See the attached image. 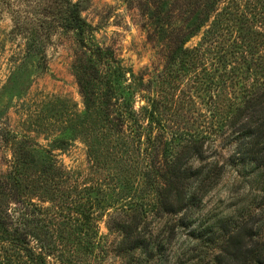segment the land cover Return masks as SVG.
I'll use <instances>...</instances> for the list:
<instances>
[{
	"label": "trees",
	"instance_id": "1",
	"mask_svg": "<svg viewBox=\"0 0 264 264\" xmlns=\"http://www.w3.org/2000/svg\"><path fill=\"white\" fill-rule=\"evenodd\" d=\"M5 1L12 33L26 38L23 66L35 58L47 71L51 38L73 33L83 108L46 99L47 143L17 140L0 174V264L99 262L104 217L117 235L105 247L117 259L109 264H170L174 249L184 264H264V215L256 214L264 204V0L141 1L149 38L165 46L164 74L172 90L184 86L182 96L150 90L98 43L79 0ZM76 140L87 148L84 176L55 153ZM230 171L240 191L233 205L203 212Z\"/></svg>",
	"mask_w": 264,
	"mask_h": 264
},
{
	"label": "rangeland",
	"instance_id": "2",
	"mask_svg": "<svg viewBox=\"0 0 264 264\" xmlns=\"http://www.w3.org/2000/svg\"><path fill=\"white\" fill-rule=\"evenodd\" d=\"M79 1L82 15L93 25L98 43L112 48L124 66L142 75L147 83L150 81L148 87L150 90L165 89L166 94L177 90L176 92L182 96L184 86L172 90L176 86L174 80L164 74L165 46L149 38V19L140 9L142 0ZM25 6L22 5L23 8ZM13 19L12 9L5 0H0V174L7 170L12 160L14 146L23 134H30L42 144L47 143L44 139V130L52 128L53 123L50 120H43L45 116L41 108L46 99L62 97L75 102L78 109L83 108V98L72 69L78 50L73 33L62 31L51 38L46 48L47 71L40 73L36 69L35 58L28 60L23 66L26 38L12 33ZM199 39V36L193 38L190 44H196ZM18 70L21 71V76L16 83L13 75ZM141 102L143 103L138 101L137 105ZM49 130L51 131L50 128ZM55 153L60 164L68 172L83 176L90 173L87 148L81 140L73 141L64 149L56 150ZM234 179L235 173L228 172L222 183L206 197L203 212H224L233 205V199L240 192L232 187ZM35 194H37L36 190L32 192V196L38 198ZM45 204L52 206L49 202ZM36 212L40 214L43 211L36 210ZM259 213L264 215V204L257 205L256 214ZM49 229L57 236L62 234L60 228L51 226ZM100 233L102 244L106 248L117 236L109 232L106 217L100 221ZM62 236L68 243L70 242L67 233ZM58 246L61 247L59 250H65L67 247H62L60 244ZM105 247L102 259L93 264L117 262ZM180 255L178 256L174 249L169 263L184 264L182 259L179 261Z\"/></svg>",
	"mask_w": 264,
	"mask_h": 264
}]
</instances>
